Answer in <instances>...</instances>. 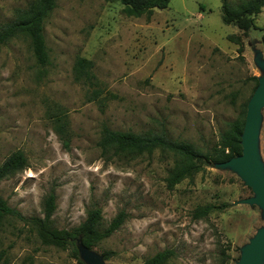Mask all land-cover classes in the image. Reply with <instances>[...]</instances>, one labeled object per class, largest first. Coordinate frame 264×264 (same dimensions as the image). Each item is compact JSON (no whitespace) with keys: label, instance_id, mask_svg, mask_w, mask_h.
Listing matches in <instances>:
<instances>
[{"label":"rangeland","instance_id":"374dc122","mask_svg":"<svg viewBox=\"0 0 264 264\" xmlns=\"http://www.w3.org/2000/svg\"><path fill=\"white\" fill-rule=\"evenodd\" d=\"M31 1L0 0V24ZM254 23L239 51L228 36L241 31L221 21V0H170L149 17L126 16L116 0H56L44 21L48 64L36 63L23 36L1 45L0 164L19 150L27 167L0 182V196L18 213L0 225V264H86L78 235L64 247L41 241L50 193V228L71 231L92 207L102 211L101 228L124 213L122 225L91 249L102 264H142L165 249L173 252L167 264H236L264 218L241 202L253 193L235 172L205 165L169 189L170 154L116 155L98 141L103 126L164 131L211 151L247 106L254 77H264L255 63L257 53L264 60V7ZM78 57L93 63L94 87L75 81ZM257 153L264 172V107ZM204 205L225 206L195 219Z\"/></svg>","mask_w":264,"mask_h":264},{"label":"trees","instance_id":"16d2710c","mask_svg":"<svg viewBox=\"0 0 264 264\" xmlns=\"http://www.w3.org/2000/svg\"><path fill=\"white\" fill-rule=\"evenodd\" d=\"M122 6V12L129 17H149L156 9L167 8L170 0H116ZM56 0H32L23 8L15 10L14 18L6 23L0 24V46L7 44L10 40L23 36L29 40L31 51L36 63L43 67L49 62L48 50L44 38V21L52 12ZM264 7V0H244L237 4H230L229 0H221V21L226 25L235 26L241 31L240 35H229L231 41L237 43L241 51V37H247L255 26V16ZM93 63L83 57H78L73 65L75 81H82L89 86L96 85L92 73ZM255 87L257 78L254 77ZM98 89L92 90V97L96 99ZM252 91V92H253ZM246 105L239 118L228 123L227 129L220 134L217 146L211 151H202L193 144L171 140L164 131L151 133H134L132 131L111 130L107 126L101 129L98 146L103 152H112L116 155L138 156L151 154L155 150L170 154L173 158V167L166 177V186L172 189L176 184L186 178H192L200 172L205 165H215L229 160L241 154V133L244 126ZM59 120V119H58ZM58 133L62 144L68 148V138L64 132V125H58ZM27 167V159L22 151L12 152L0 164V182ZM55 194L50 193L42 202L43 219L39 221L38 235L45 244L64 247L75 235L79 236L82 247L92 249L97 243L109 237L124 222V213L119 212L108 224L101 228L102 211L99 207L89 208L84 221L79 227L68 231L64 229L50 228L48 222L55 210ZM225 205L198 206L193 212L195 219L205 217L214 210H221ZM18 214L10 208L6 201L0 196V225L7 215ZM173 252L165 249L155 253L144 260L142 264H167ZM104 258L111 256L110 252L103 253ZM221 261L220 264H222Z\"/></svg>","mask_w":264,"mask_h":264},{"label":"water","instance_id":"95a60500","mask_svg":"<svg viewBox=\"0 0 264 264\" xmlns=\"http://www.w3.org/2000/svg\"><path fill=\"white\" fill-rule=\"evenodd\" d=\"M257 53L255 63L264 71V60ZM257 86L252 92L246 106L244 126L241 133V154L214 166L229 169L237 174L244 185L250 188L253 196L241 202L256 205L264 218V172L258 159L257 137L264 107V77L257 78ZM81 258L86 264H102V257L92 254L90 249L79 245ZM264 260V226L258 228L249 242L240 249L236 264H261Z\"/></svg>","mask_w":264,"mask_h":264}]
</instances>
